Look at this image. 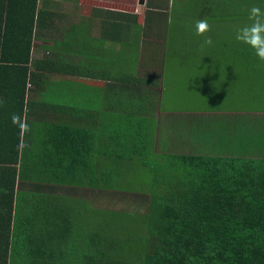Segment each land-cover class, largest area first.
<instances>
[{
    "label": "trees",
    "instance_id": "1",
    "mask_svg": "<svg viewBox=\"0 0 264 264\" xmlns=\"http://www.w3.org/2000/svg\"><path fill=\"white\" fill-rule=\"evenodd\" d=\"M230 1L213 0L222 4L221 15L208 12V22H232L225 43L234 60L240 57L233 67L256 71L246 77L264 84V62L235 38L252 23V7L264 10V0ZM8 2L23 21L22 34L48 15L37 0ZM11 19L0 18V38L2 20L6 28ZM166 19H154L164 39ZM5 28L2 63L8 59ZM229 31L225 25L223 33ZM19 34L10 38L15 45L24 37ZM21 43L24 54L12 56L15 66L7 67L13 69L9 85L0 72V264H264V127H240L243 150L233 157L222 155L219 138L227 126L213 122L209 151L165 158L161 165L129 140L112 99L105 104L109 111L69 108L64 116L55 113L54 88L33 92L41 103L26 100L30 38ZM30 74L34 82L38 74ZM213 84L202 95L217 102L223 94H213ZM38 105L47 108L35 115ZM13 114L20 121L13 123ZM129 197L141 199L144 213L112 207Z\"/></svg>",
    "mask_w": 264,
    "mask_h": 264
},
{
    "label": "crops",
    "instance_id": "2",
    "mask_svg": "<svg viewBox=\"0 0 264 264\" xmlns=\"http://www.w3.org/2000/svg\"><path fill=\"white\" fill-rule=\"evenodd\" d=\"M160 2L144 0L140 5L139 0H37V9L48 15L34 19L31 34H22L23 21H18L8 0H0V18H12L6 28L2 20L1 35L5 28L8 36L4 53L7 63L0 59L3 84L9 85L8 77L13 69L7 67H14L13 59L17 58L12 56L23 55L25 45L21 41L30 38L26 100L41 103L33 92L54 88L55 113L61 112L64 116V112L72 113L69 108L85 109L88 113L90 110H94L92 113L109 111L105 104L107 99H112L110 104L114 103L124 116V131L129 140H135L149 160L156 163L159 159L202 155L204 150L209 151L208 135L213 122L218 127L226 125L228 128L219 138L223 140L220 141L222 155H239L243 150L240 127L253 130L264 124L249 119L248 114L241 117L239 110L216 111L210 107L202 111L199 107H189L188 111L177 112L161 106L164 92L161 82L168 69L159 55L164 54V31L156 24L155 17L151 18L152 24L147 21L154 5ZM163 5L162 11L167 10L169 0H164ZM16 33L24 36L16 41L21 45L11 40ZM1 52L2 49L0 56ZM30 73L38 74L34 82ZM83 86L82 96L67 100L72 87ZM99 92L102 94L97 96ZM194 94L185 90L183 94L172 95H182L184 99ZM45 108L38 105L32 111L35 115L42 114ZM256 116H264V113Z\"/></svg>",
    "mask_w": 264,
    "mask_h": 264
},
{
    "label": "rangeland",
    "instance_id": "3",
    "mask_svg": "<svg viewBox=\"0 0 264 264\" xmlns=\"http://www.w3.org/2000/svg\"><path fill=\"white\" fill-rule=\"evenodd\" d=\"M159 1L161 2L154 5L155 8L151 10L149 18H158L159 16L161 18H170L167 22L169 30L166 32L164 39V54H159L160 58H162V64L168 67V69H165L166 73L164 72V81L161 82L164 89L161 106L166 110L174 109L177 112L188 111L189 107H195L192 109H198L199 107L202 111L210 107V109L216 111L239 110L241 117L248 114L249 119L260 120L261 117H257L256 114L264 113V107L260 105L264 103V84L254 83L251 81L252 79L246 77L253 73L255 75L256 71L251 72L252 70L249 71L247 68L233 67L236 61L237 63L240 61V57L236 55V60H234L232 58L233 51L229 50L230 48H227L225 43L231 40L227 37L231 38L232 34L230 33L235 30V27L231 29L232 22L221 19V21L219 20L216 23H209L211 31L205 33V36L212 38L213 45L211 46L201 47L205 37L196 35V21L202 18H209L207 16L208 12L217 14L219 18L222 4L218 2L217 5H214L213 0H169L170 5L166 8L167 10L162 11L165 7L163 5L164 0ZM232 2L233 5H237V0H231L229 4ZM235 10H238V8ZM225 25L230 29L227 34L223 33ZM223 51H227V53L223 55ZM238 73L243 77L237 76L236 74ZM228 74L231 76L230 83L227 81ZM259 74H264V68H261ZM210 76L211 80L209 81ZM215 79L221 82L217 84L216 80V83L213 84ZM211 83L213 84L211 88L213 94L217 93L218 98L223 94L222 99L217 102V99L213 101L202 95V92L210 90L209 84ZM71 89L72 92L67 97V100L71 98L69 101H72L78 95L82 96L80 93L85 87H72ZM185 90H188V92L194 91L195 94L193 96L189 95L184 99H181L182 95L178 97L172 95L183 94ZM210 102L214 103L210 104ZM100 119L102 118L99 117ZM260 123L264 124V121ZM158 162L164 165L165 159H159ZM138 166L139 164L135 163L134 170L137 175L139 172V169L137 171ZM133 195L135 194L131 196ZM140 200L129 197L123 203H112L111 205H113L112 207L115 210L119 211L144 213L147 208L143 206ZM104 206L107 207V205ZM94 220V218L91 219V221ZM92 224L91 230H93Z\"/></svg>",
    "mask_w": 264,
    "mask_h": 264
},
{
    "label": "clouds",
    "instance_id": "4",
    "mask_svg": "<svg viewBox=\"0 0 264 264\" xmlns=\"http://www.w3.org/2000/svg\"><path fill=\"white\" fill-rule=\"evenodd\" d=\"M249 20L252 21L250 25H245L236 30V40L248 45L254 51L256 56L264 61V10L259 7H252L250 9ZM196 35L204 36L201 47L213 45V40L210 36H205V33L211 31V26L207 18H202L196 21L195 24ZM2 102V101H0ZM21 117L13 114V123L20 121ZM26 129V125H21Z\"/></svg>",
    "mask_w": 264,
    "mask_h": 264
},
{
    "label": "water",
    "instance_id": "5",
    "mask_svg": "<svg viewBox=\"0 0 264 264\" xmlns=\"http://www.w3.org/2000/svg\"><path fill=\"white\" fill-rule=\"evenodd\" d=\"M144 0H139V4L142 5Z\"/></svg>",
    "mask_w": 264,
    "mask_h": 264
}]
</instances>
